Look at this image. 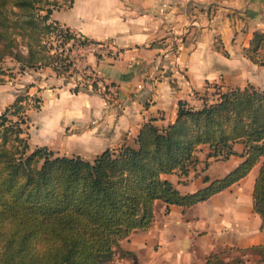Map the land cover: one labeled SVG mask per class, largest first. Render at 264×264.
Here are the masks:
<instances>
[{
	"label": "crops",
	"instance_id": "0c3cea01",
	"mask_svg": "<svg viewBox=\"0 0 264 264\" xmlns=\"http://www.w3.org/2000/svg\"><path fill=\"white\" fill-rule=\"evenodd\" d=\"M50 1L57 6L50 8L49 21L110 49L99 55L86 51L74 63L110 85L111 102L88 88L72 92L50 66L29 71L24 81L32 83L29 89L43 102L33 146L52 143L56 150L91 160L105 148L133 144L145 121L171 123L178 100L192 105L215 84L223 90L254 84L235 76L255 73L252 68L258 67L241 50L253 31L264 32V0ZM216 40L224 53L214 47ZM5 92H0V100L7 104L15 95ZM60 140L63 145L55 148ZM232 149L236 153L221 160L208 156L209 149L202 145L185 176L172 172L163 177L180 193L191 192L203 185V175L221 177L240 161L242 146L236 143ZM257 167L188 207L156 200L149 228L132 232L119 245L141 264H196L228 247L264 244V226L251 203ZM214 168L220 175L211 177L208 170Z\"/></svg>",
	"mask_w": 264,
	"mask_h": 264
},
{
	"label": "trees",
	"instance_id": "16d2710c",
	"mask_svg": "<svg viewBox=\"0 0 264 264\" xmlns=\"http://www.w3.org/2000/svg\"><path fill=\"white\" fill-rule=\"evenodd\" d=\"M40 1L0 0V59L8 56L25 66L43 58L34 57L28 46L13 38L27 27L36 28L32 12ZM49 13L46 8L43 27L55 28L61 44L69 43L66 51L54 56L56 65L66 71L73 42L81 46L98 42L76 36L67 27L58 28L55 21L47 23ZM263 50L264 33L253 31L243 55L264 66V59H256ZM211 87L212 100L198 106L178 100L171 123L158 126L145 121L133 144L105 148L91 160L56 155L45 146L31 149L27 135L21 136L20 123L25 120H10V106L4 108L0 112V264H112L115 256L141 264L119 241L149 228L156 200L188 207L237 182L255 165L252 211L264 226V88ZM91 88L96 89V82ZM77 90L75 85L72 92ZM19 100L15 97L10 105ZM236 143L242 146L240 161L221 177L203 175V185L191 192L180 193L163 177L172 172L185 176L202 145L209 149L208 156L224 160L236 153L232 149ZM246 253L255 257V264H263L264 244L228 247L196 264H249L243 258Z\"/></svg>",
	"mask_w": 264,
	"mask_h": 264
},
{
	"label": "rangeland",
	"instance_id": "374dc122",
	"mask_svg": "<svg viewBox=\"0 0 264 264\" xmlns=\"http://www.w3.org/2000/svg\"><path fill=\"white\" fill-rule=\"evenodd\" d=\"M57 4L54 1L50 0H41L37 3L35 10H33L32 15L35 18V20L38 21V24H36V28L33 27H27L25 33H21V35H15L13 38L17 44L20 43V45L28 46L32 50V54L34 57H41L43 58L36 62V64L29 65L25 63V66L23 65L24 62L22 61H15L14 59L9 58L8 56L3 57L0 59V92L8 93L13 92L14 98L19 96L20 100L16 102L14 105H10L13 103L14 98L12 101H10L7 104H4L3 99L0 100V106L2 112L4 108L7 106H10L7 117L12 120H21L24 119L25 123L21 124L20 126L23 128L24 133L21 134V136L27 135V141L32 149V138L37 136L36 128H35V122L41 121V116L43 115V112L39 111L41 106L43 105L41 95H38L36 91L32 88L29 89L30 85L32 83L25 82V76H27V73L30 71H41L43 70L45 66H50L49 69L60 79V82L65 83L72 86L70 90L72 91L73 87L77 85V88L84 89L88 88L92 92L99 93L107 102H111L109 100L110 95L112 93L111 89H108L110 86L109 84H105L106 88H104V85L99 82V78H97L91 70H88V68H85L84 66L78 69L75 66V59L80 58L79 54H85L87 52H91L93 54H101L103 52H106L108 49L107 46L101 45L100 43H88L90 45L91 50L86 51H79L77 49H74L73 54L75 59L71 60V64L67 66V70L63 71V69L60 67V64L56 61H54V56L57 52L64 51L61 44V39L59 35L57 34V30L54 28H48L45 29L43 26L45 25V20L42 19V17L45 14L46 8H54ZM47 23L51 24L49 20L46 21ZM52 25V24H51ZM64 28L63 26L59 25L58 28ZM264 33V32H262ZM86 44V45H88ZM249 44V43H248ZM66 44L65 49L67 50ZM214 47L219 50L221 53H224V50L220 48L219 40L215 41ZM248 46L244 47L243 49L247 48ZM61 48V50H59ZM71 49V47H70ZM243 49L241 52L243 53ZM73 50V48H72ZM70 51V50H69ZM27 53V52H26ZM26 53H23V56H27ZM69 53V52H68ZM52 55V56H51ZM264 55V50L257 54L256 59L262 60V56ZM51 56V58H50ZM45 57V58H44ZM257 66V64H256ZM56 68L57 73L55 72ZM39 68L41 70H39ZM36 69V70H35ZM254 72H250L247 74H243L242 76H235V78L240 79L243 81L244 78L252 79L254 81L253 86L256 88H264V66L258 65L257 69L255 67L252 68ZM262 80V81H260ZM260 81V82H258ZM96 82V89L92 90L91 83ZM220 82H222L220 80ZM223 83V82H222ZM223 85V84H221ZM87 86V87H86ZM215 86H218L215 84ZM236 85H233V87ZM112 87V86H111ZM220 87V86H219ZM49 87H44V89H48ZM226 90V89H224ZM212 92V91H211ZM204 92L203 94L198 96L197 100H194L192 105H201L203 100H212V93ZM56 94V93H55ZM5 97H9V95L5 94ZM43 101L46 99L44 95H42ZM199 100V101H198ZM35 106H38L37 108ZM45 108H47L45 106ZM27 125V126H26ZM38 125V124H37ZM36 125V126H37ZM67 132V130H65ZM63 140H60L57 145H55V148H58V146L63 145ZM48 145H44L48 149L52 150V152L56 155H70V151L62 150L59 151L54 149V146L52 143H47ZM66 153V154H65ZM223 167H221L222 169ZM208 175L211 177L220 175V169H212L211 171L208 170ZM244 259L248 261L249 264H255V257L249 254H244ZM112 264H128L127 260L125 259H119L116 256L113 259ZM264 264V262H263Z\"/></svg>",
	"mask_w": 264,
	"mask_h": 264
},
{
	"label": "built area",
	"instance_id": "2783aa9c",
	"mask_svg": "<svg viewBox=\"0 0 264 264\" xmlns=\"http://www.w3.org/2000/svg\"><path fill=\"white\" fill-rule=\"evenodd\" d=\"M66 44H68V43H63V44L61 45L64 51H66V49H65ZM72 48H73V50H72ZM20 49H21V51H22L23 53H25L26 49H25L24 46H21ZM74 49H77V50H79V51H86V50H91V51H93V49L90 48V45H89V44H88V45L81 46V45H79L78 43L73 42L72 45H71V49H70V51H69V53H68V56H69L70 61L73 60V59H75L74 54H73ZM59 50H61V48H60ZM79 55H80V54H79Z\"/></svg>",
	"mask_w": 264,
	"mask_h": 264
}]
</instances>
